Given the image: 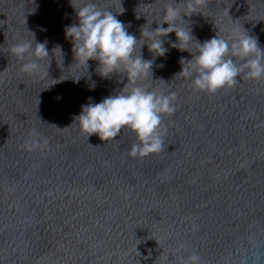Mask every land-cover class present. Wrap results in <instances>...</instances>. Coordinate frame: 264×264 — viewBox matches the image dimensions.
Listing matches in <instances>:
<instances>
[{"label":"water","instance_id":"1","mask_svg":"<svg viewBox=\"0 0 264 264\" xmlns=\"http://www.w3.org/2000/svg\"><path fill=\"white\" fill-rule=\"evenodd\" d=\"M94 2L139 39L170 0ZM184 20L197 42L235 27L264 49V0H209ZM72 24L70 0H0V264H178L181 243L203 264H221L242 238H264V80L241 76L215 95L194 91L178 74L181 59L196 54L195 41L182 52L170 47V33L163 57L145 44L153 79L142 83L175 92L176 111L163 120L164 151L131 158L136 137L127 128L102 142L74 121L89 98L118 93L127 77H101L97 61L88 70L75 63L65 38ZM32 33L47 42L50 59L40 62L47 77L22 73L9 54ZM30 129L47 139L46 150L21 149Z\"/></svg>","mask_w":264,"mask_h":264},{"label":"clouds","instance_id":"2","mask_svg":"<svg viewBox=\"0 0 264 264\" xmlns=\"http://www.w3.org/2000/svg\"><path fill=\"white\" fill-rule=\"evenodd\" d=\"M208 2L181 0L176 3V0H170L164 4L160 21L154 20L157 27L151 29L153 22L145 27L147 22L137 39L129 34L126 25L110 8H102L94 0H85L76 7L70 0L78 24L65 28V38L73 45L75 63L88 70V62L97 61V72L101 77L110 78L113 73L127 77V83L118 93L99 103L91 102L89 98V103L81 106L74 121L87 138L96 135L102 142L112 141L127 128L136 137V142L128 150L129 157L145 158L164 151L166 128L163 120L175 113L177 97L175 92L165 94L149 90V86L142 83L153 76V60H145L140 50L147 44L155 56H165L168 49L164 43L170 33L176 36V42L170 47L179 51L191 53V43L195 41L197 44V52L190 60L181 59L182 70L178 74L191 80L194 91L215 95L236 86L237 78L241 76L248 80H264V49L245 29L233 27L227 35L216 34L203 43L194 39L184 17L200 13ZM123 12L120 6L117 13ZM164 24L168 27H163ZM46 43H36L32 33V41H17L10 46L9 54L22 62V73L47 77L48 69L44 70L40 63L50 59ZM47 148V139H42L35 129L29 130L28 138L21 145V149L28 153ZM175 253L178 264H203L202 256L196 251H188L182 243L177 245ZM221 264H264V238L255 235L242 238L225 253Z\"/></svg>","mask_w":264,"mask_h":264}]
</instances>
